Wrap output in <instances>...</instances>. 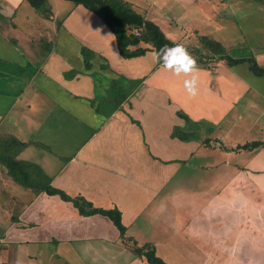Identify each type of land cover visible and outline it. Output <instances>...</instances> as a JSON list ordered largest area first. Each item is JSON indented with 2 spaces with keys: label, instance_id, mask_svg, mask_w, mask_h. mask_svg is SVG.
Instances as JSON below:
<instances>
[{
  "label": "crops",
  "instance_id": "obj_1",
  "mask_svg": "<svg viewBox=\"0 0 264 264\" xmlns=\"http://www.w3.org/2000/svg\"><path fill=\"white\" fill-rule=\"evenodd\" d=\"M129 3L161 28L148 18L142 2ZM21 4L23 0H0V134L27 143L18 159L38 167L51 187L84 199L94 209L117 210L126 237L139 245L127 235L128 228L148 210L169 211L172 199L185 194L172 189L174 179L188 165L203 169L202 158L207 150L215 154L212 148L220 151L214 157L238 155L243 162L234 166L231 180L211 197L219 198L225 187L230 188L225 192L230 208L225 209L234 212L249 209L247 197L253 193L264 196V147L240 149L264 143V77L252 75L246 64L206 61L203 66L198 61L199 93L190 97L183 78L153 62L150 45H142L147 49L142 56L122 58L110 30L76 5H68V20L54 38L29 35L37 47L17 46L4 36L2 27H15L16 15L20 22L32 18V8L18 13ZM51 10L55 18L65 14L53 2ZM78 17L94 23L92 36L74 32ZM237 23L250 42L247 49L226 48L230 56H253L264 66V28L255 33ZM243 179L249 184L241 183ZM244 194L247 201L237 203L235 197ZM252 202L256 203L253 197ZM215 203L210 201V210ZM260 210L264 206L256 211ZM241 219L238 228L253 229L248 216ZM235 241L224 247L230 251L229 259L234 258L230 246ZM9 245L18 250L17 263L24 264L35 257L21 254L25 246H49L43 264L110 263L107 260H119L129 251L108 216H82L56 195L34 194L0 165V264H8ZM136 260L125 264H145Z\"/></svg>",
  "mask_w": 264,
  "mask_h": 264
},
{
  "label": "rangeland",
  "instance_id": "obj_2",
  "mask_svg": "<svg viewBox=\"0 0 264 264\" xmlns=\"http://www.w3.org/2000/svg\"><path fill=\"white\" fill-rule=\"evenodd\" d=\"M127 1L138 4L142 2L146 15H149L148 18L156 20L155 22L169 40L191 49L190 53L194 57L205 53L198 41L201 36L217 39L227 49L240 50L244 47L247 49V41L250 42V40L246 38L243 29H240L236 22L240 21L242 25H248L249 29H255V33H260V30L264 28V6L252 0H195L193 3L184 0ZM52 2L65 14L60 13L55 18L51 10ZM68 5L73 4L64 0L48 1L49 17L34 10L32 18L25 19L24 22L16 20V15L13 20L15 27L12 25L10 28L2 27L3 34L13 40L17 46L37 47L28 36L31 35L32 39L54 38L60 26L68 20ZM24 7L31 9L23 0V4L18 7V13H24ZM14 28L17 30H13ZM94 28L95 25L90 20L79 18L74 25V32L82 37H90ZM262 39L264 40V36ZM250 51L254 55L253 51ZM239 54L242 53L234 52L235 56ZM212 150L215 154L207 150L202 158L203 165L202 163L200 165L203 169L188 165L189 168L181 171L178 174L180 177L174 179L172 189H182L185 194L172 197L169 211L158 210V208L154 212L148 210L132 227L128 228L127 235L141 244L152 243L156 255L168 264H264V245L261 243L264 241V210L256 211L264 206V196L256 195L259 194L257 192L253 193L252 196L247 197V200L251 201L249 209L234 212L225 209L230 208L225 200V192L230 191V188L225 187L222 190L224 195L219 198L211 197L215 194V189H221L231 180L233 176L231 170L234 166L238 167L240 160L243 162V158H240L243 156L238 155L229 159L214 157L217 153L220 155V151L214 148ZM196 159L199 160V158ZM237 171L239 169H236ZM241 183L249 184L245 179ZM242 191L239 190V192ZM252 197L256 203L252 202ZM235 200L239 204L247 201L245 194L236 196ZM210 201L217 202L211 210ZM222 203L226 205L221 207ZM194 207L198 208L195 213ZM244 216H248L252 230L238 228ZM236 237L239 239L235 241ZM218 240H222L223 243H218ZM232 241H235V244L230 248L234 247L235 254L233 259H229L230 251L226 252L227 249L224 247L229 246ZM7 247L9 260L6 262L24 264L17 263L16 247L14 245ZM25 247L21 250L23 256H35L31 261H26L27 264H43L47 259L49 246L43 245L31 249L30 246ZM123 253L119 260H107V262L125 264L138 259L129 251ZM104 261L102 264H110Z\"/></svg>",
  "mask_w": 264,
  "mask_h": 264
},
{
  "label": "trees",
  "instance_id": "obj_3",
  "mask_svg": "<svg viewBox=\"0 0 264 264\" xmlns=\"http://www.w3.org/2000/svg\"><path fill=\"white\" fill-rule=\"evenodd\" d=\"M30 8L43 16L49 17V0H24ZM76 6H82L96 15L106 28L113 34L119 55L124 59L139 57L145 54L146 47L159 48L167 44L173 46L162 30L152 21L146 19L137 12L131 3L125 0H64ZM264 6V0H252ZM199 44L205 50L203 55L195 57L197 62L224 61L228 66L246 64L250 73L256 77H264V66L257 63L253 56L249 58H233L224 45L206 36L198 39ZM35 43L43 46L35 41ZM135 48V49H133ZM133 49V50H132ZM207 61V62H206ZM27 146V143L18 141L15 137L0 134V165L7 174L20 186L29 189L34 194L45 193L49 196H58L62 201L70 202L82 216L91 214H104L108 216L117 229L119 238L123 245L128 248L136 258L143 260L145 264H168L155 253L152 244L139 245L130 237H126V228L121 224L120 213L117 210L102 211L92 208V205L80 197L70 198L63 192L54 189L50 180L43 175L35 165L22 162L18 159L19 153ZM264 147L263 142H252L240 149L254 151Z\"/></svg>",
  "mask_w": 264,
  "mask_h": 264
},
{
  "label": "clouds",
  "instance_id": "obj_4",
  "mask_svg": "<svg viewBox=\"0 0 264 264\" xmlns=\"http://www.w3.org/2000/svg\"><path fill=\"white\" fill-rule=\"evenodd\" d=\"M149 54L154 63L161 65L173 76L183 78V87L190 97L198 95V74L201 70L198 67L197 59L183 44L176 43L171 47L165 44L158 49L152 46V51Z\"/></svg>",
  "mask_w": 264,
  "mask_h": 264
}]
</instances>
